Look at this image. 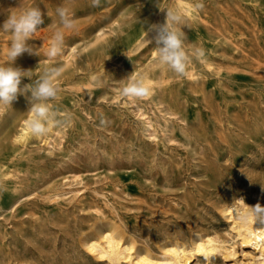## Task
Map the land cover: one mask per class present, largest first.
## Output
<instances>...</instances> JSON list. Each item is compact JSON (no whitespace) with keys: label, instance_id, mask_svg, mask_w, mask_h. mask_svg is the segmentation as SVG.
Here are the masks:
<instances>
[{"label":"rangeland","instance_id":"obj_1","mask_svg":"<svg viewBox=\"0 0 264 264\" xmlns=\"http://www.w3.org/2000/svg\"><path fill=\"white\" fill-rule=\"evenodd\" d=\"M194 1L203 5L200 18L176 26L186 32L190 57L186 74L178 76L152 57L149 35L141 46L131 45L141 28L165 21L174 0H101L99 7L91 0H0L3 8L21 3L47 10L29 40L37 55L25 53L13 66L28 70L32 80L59 69L51 104L59 121L54 127L65 130L52 154L35 138L14 144L29 101L21 95L0 104L1 264H104L77 243L81 228L97 217L120 219L138 244L145 239L152 249L162 240H186L192 230L228 238L218 211L223 202L242 196L251 206L264 203V67L255 64L264 58V0ZM61 2L73 9L75 26L64 29L62 53L49 58ZM5 18L0 15V26ZM10 40L0 31V65L8 62ZM73 44L78 52L70 57ZM144 73L163 80L152 96L136 100L157 127L155 137L121 103L127 77ZM72 176L83 178L81 196H54ZM18 195L24 197L10 210ZM236 250L230 259L216 254L214 264H233L252 251Z\"/></svg>","mask_w":264,"mask_h":264},{"label":"bare ground","instance_id":"obj_2","mask_svg":"<svg viewBox=\"0 0 264 264\" xmlns=\"http://www.w3.org/2000/svg\"><path fill=\"white\" fill-rule=\"evenodd\" d=\"M197 4L198 3L194 0H174L175 9L179 10L183 18L189 20L200 18V7L198 8L196 6ZM151 23L160 22L154 20ZM147 25L140 29L131 45L139 47L147 37H151V33L147 34L145 32L147 30ZM102 34L103 30L98 29L97 35L101 36ZM68 51V55L73 57L78 52V46L74 44L70 45L68 46ZM152 51V57L157 58L155 48ZM255 62L257 67H264V58L255 59ZM157 63L161 65L159 62ZM207 66L211 67V65ZM133 76L137 77L138 75L135 74ZM141 76L142 77L137 78L143 79L151 89L148 96H152L156 88L161 87L163 84L162 79L152 78L148 73H144ZM188 76L193 77L196 75L190 70ZM118 97L119 95L115 98ZM121 103L125 106L126 110L137 117L144 132L151 137H155L157 127L151 117L142 111L137 101L125 98ZM28 109L29 108L26 109L24 116L20 119L11 136L12 143L14 144L26 146L29 140L35 138L31 135L26 125V120L30 115L27 112ZM157 109L161 111L159 107H157ZM167 121L168 120L165 118L164 125H162L161 128L162 133L168 132L166 126ZM64 138V128H56L53 126L48 134L35 139H38L41 149L51 153L54 149L62 147ZM3 175L8 178L11 176V173L7 171L4 172ZM64 185L66 186L65 190L61 193L54 194V196L68 195V197L71 198H78L85 188L83 178L79 176H72V178L64 177ZM10 193L11 191L8 189L5 192L6 197H9ZM23 197L24 195H18V198L9 205L10 210L15 209ZM243 198L242 196H235L233 199L223 202L218 207L220 215L228 223L229 229L226 228L228 231L224 230V234L228 236V238H224L216 233L192 230L186 240L175 238L162 240L156 245V249L153 248V250L150 247L152 244L150 243L149 246L148 241L145 239L143 244H138L134 238L136 234L132 235L129 230L127 231L124 222L119 218H116L119 219V222H116L110 219H101L97 217L92 225L81 228L77 236V243L83 253L91 255L96 262L104 264H214L216 254L222 256L223 259L234 258L237 254L236 247L244 246L250 247L252 251L242 252V250L243 259H235L233 264H264V220L256 222L255 217L252 215H249L247 220L243 218L244 213H250L252 211L247 206L249 204H246ZM262 201H264V199H262ZM260 205L264 206V203ZM94 212L100 214L99 208H95ZM101 216H103V214ZM15 264L26 263L17 261Z\"/></svg>","mask_w":264,"mask_h":264},{"label":"clouds","instance_id":"obj_3","mask_svg":"<svg viewBox=\"0 0 264 264\" xmlns=\"http://www.w3.org/2000/svg\"><path fill=\"white\" fill-rule=\"evenodd\" d=\"M101 0H91L92 7H99ZM198 8L202 4L196 5ZM19 9V12L14 11ZM58 17L59 27L54 32L51 44L47 49L49 58H56L63 51L65 44L64 29H73L75 26L73 9L63 2L59 3L55 9ZM0 15L5 16V20L0 26V31L11 34L9 48L7 52L8 62L0 65V104L12 105L18 96H25L29 101V118L26 125L33 137H42L58 124L57 113L53 110L51 102L56 100L59 88L54 83L55 77L59 74V69L52 67L43 72L37 79L32 80L26 76L28 70L14 67L16 59L25 53L37 55L36 48L29 44L34 34L44 24V17L47 10L43 11L38 4L30 7H22L19 3L15 8H3L0 6ZM183 17L179 10L169 8L166 10V18L163 23H151L147 25V34L151 33V41L154 42L157 53V60L160 64L170 68L178 76L186 74L190 57L185 51L186 32L177 30L178 25L183 24ZM29 78L30 83H22L24 78ZM150 87L131 74L127 77V83L121 90L123 97L132 101L143 99L150 94ZM264 190V187H262ZM252 211L244 213L243 218L248 219L249 215L255 217L256 222L264 220V206L247 205ZM240 214V213H238Z\"/></svg>","mask_w":264,"mask_h":264}]
</instances>
